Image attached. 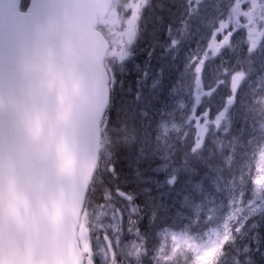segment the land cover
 <instances>
[{"label": "snow or ice", "instance_id": "1", "mask_svg": "<svg viewBox=\"0 0 264 264\" xmlns=\"http://www.w3.org/2000/svg\"><path fill=\"white\" fill-rule=\"evenodd\" d=\"M151 7L150 0H0V196L18 192L38 231L71 226L66 264H160L171 258L161 257L158 245L149 246L135 196L106 189L103 202H94L101 178L116 174L115 149L139 145L138 159L159 157L166 167L183 152L189 134L185 129H193L192 145L183 153L191 169L189 156L199 155L216 132H229L234 110L247 109L258 127L253 125L254 134L244 144L239 136L229 141L226 164L234 163L235 148L254 145L259 154L256 175L247 164L237 168L230 184L232 210L217 219L209 209L204 219L210 227L196 230L190 222L180 238L187 243L185 264H223L225 258L232 264H252L249 242L255 240L257 251L260 244L251 235L254 221L264 220V95L255 98L264 93V75L251 82L256 58L264 68V0H177L164 25L165 51L173 59L199 28H206L185 57L195 100L191 107L179 105L184 110L179 124L174 122L177 108L162 113L173 119L158 121L155 135L147 111L140 113L145 123L138 122L136 109L128 111L127 120L122 119L123 107L112 117L117 91H123L125 62L133 56L144 32V12ZM157 7L164 10L163 4ZM157 20L163 23L164 18ZM211 65H216L212 74ZM185 74L173 92L183 90ZM148 76L142 72L135 92L145 108L142 83ZM159 83L154 79L153 89ZM225 85L228 95L216 107L213 100ZM242 119L247 124V117ZM242 155L248 158V153ZM221 171L210 168L217 183ZM176 178L173 172L166 183L172 187ZM206 198L202 184L185 198L186 206L196 210L195 223L202 222L196 201ZM157 218L154 211L152 222ZM159 232L164 234L159 239L167 238L164 228ZM124 236L135 240L125 241ZM0 264H17L16 251L0 245Z\"/></svg>", "mask_w": 264, "mask_h": 264}, {"label": "rangeland", "instance_id": "2", "mask_svg": "<svg viewBox=\"0 0 264 264\" xmlns=\"http://www.w3.org/2000/svg\"><path fill=\"white\" fill-rule=\"evenodd\" d=\"M153 0H150V2H152ZM156 1V7L154 10V13L152 14L153 16L158 14L160 17V13H162V17L164 18V23H156V25H154L153 27H147L146 23L144 26V29H150V35L152 36V38L148 37V36H144L142 34V36L138 39V41L135 43L133 49H138L139 48V52L134 53L133 51V56L125 62V74L127 73V71H130L132 64H134V67L132 68L134 73H137V77H140V80H142V72L143 71H148L149 72V76L146 79H143V83L142 84H147L149 82V85L152 84L153 85V80L154 79H158L160 81L159 83V91L162 93L164 92V94H162V98L158 99L156 101V103H154L152 106L149 107L148 109V113H149V117L152 118L153 117V122L151 121H147L150 122L152 125V129L151 131L153 132V135H155V129H156V125L157 122L160 121L162 118L165 121H169L172 120L173 118L168 117V116H164L162 117V113H166L170 110H172L173 107L177 108V111L175 113V118H174V122H176L177 124L180 123L181 119L183 118V109L179 108V105L182 103L184 104L186 107H191L192 104L194 103L195 100V84L194 81L191 77V73H187L185 74V57L188 54V49L189 46H194L196 41L200 38V33H204L206 32V28L205 27H201L199 28L191 37V39L188 41V43L178 52V54L176 55V58L173 59L172 55H170L167 51H165V44L167 41V35L165 33V29H164V25L167 23L169 16H170V12L175 11V8L172 6L175 3H177V0H173L174 4H171V6L169 4H163L164 2L161 0H155ZM127 3H135L138 2V0H126ZM170 2H172V0H170ZM218 2L223 3L224 0H218ZM163 4L164 6V10L161 11V9L159 7H157V5H161ZM151 15V17H152ZM156 18H153V20H155ZM208 19H211V14H209ZM156 22V21H155ZM117 27H119V21H117ZM155 38H158V40H156ZM243 55V54H242ZM146 56V57H145ZM137 58V61L140 62V64L137 61H134V58ZM147 59V60H146ZM147 61V63H146ZM260 62V66H261V61L258 60ZM156 62V63H154ZM142 63V64H141ZM160 64V69H159V64ZM256 63V62H255ZM143 65V67H142ZM215 68L216 65H211L209 68V72L210 74L215 72ZM164 73V74H163ZM167 76L169 75L170 80H171V85H174L172 87H167V80L164 81V85L161 83L162 79H163V75L165 76L166 74ZM185 74V79H184V84L185 87L183 88L182 91L180 92H173V89L176 87L177 81L179 79V77ZM172 77V79H171ZM153 87L151 86V89ZM228 85L222 86L218 89L216 96L213 100V104L216 105L218 103V105H216V107H220L224 101V99L226 98V96L228 95ZM261 95H264V93H261ZM145 98H147L145 96ZM259 99V98H258ZM156 100V99H155ZM203 100V97H202ZM251 99L248 100V102H250ZM151 105V104H150ZM155 105V107H154ZM244 110V109H243ZM215 111V110H214ZM235 111H238V109H236ZM245 113H246V117L249 120V124L250 126H252V131H253V125L255 124L258 127V120L254 121L252 119V114L249 113L247 111V109H245ZM141 116H143L141 114ZM146 121L141 118L140 123H145ZM169 127H171V124L169 123ZM194 128V126H193ZM186 132H188L189 134L187 135V144L185 145L183 152L179 153L178 156H174L172 157V159L168 162V165L165 167V162L160 159L159 157H154L156 161V164L158 165V163H163L164 166H156L153 168L152 172L154 177L151 179L150 177H146L144 178V180L146 182H149L148 185H150L152 187V190L154 188H158V191H163L166 193V191L168 190V188L166 187V181L169 178V176L175 172L176 174L179 171H182L183 169H187L186 164L184 163V152L186 151L187 148H189L190 144L192 145V141L194 139V131L193 129H185ZM207 145V144H206ZM134 145H132L131 147H128V161L130 162L129 164L133 163V154H134V149H133ZM139 145H135V150L138 151ZM209 150H211L209 153L212 152V146L210 144L209 146ZM134 151V152H133ZM135 154H137V152H135ZM137 157V156H136ZM138 158V157H137ZM137 161H142L140 159H138ZM247 164L250 168H251V175L254 177L256 175V167L259 164V154H258V150H255V155L254 158L252 159L251 163H245ZM223 167H228L226 165H223ZM163 168V169H162ZM237 168H235L236 170ZM148 171V169H143V172ZM235 172V171H234ZM235 173H230L229 175H231L230 177L228 175H220V180L219 182H215V180L212 181V194L208 195L206 194V199L203 201V203H205L204 205H200L201 206V212L200 215L203 214L201 218L200 223H195V212L196 210L194 208H191L189 206L185 205V208L188 210L187 212H191L194 216L193 217H188L187 220L185 222H181L180 225H176L177 227L175 229H173V231L170 234V245L171 248L168 249L167 246L163 247L162 250L160 251V256L163 257L164 255H168L171 259L168 261H164L163 259H161V264H185V253H187L188 249H187V243L185 239L180 238V233L182 229H185L190 222L192 223V228L196 229V230H204L208 227H210L208 221L206 219H204L205 216L209 215V209H214V213L215 216L217 217V219L221 218L224 215H227V213L229 211H231L232 209L230 208V202H231V193L233 191V189L230 187L231 181L233 179V175ZM176 182L177 183V179L178 176L176 175ZM246 182H247V175H246ZM176 185L172 186L175 187ZM167 188V189H166ZM108 190L111 191V189H109V187L107 188ZM210 193V192H209ZM114 194V193H113ZM133 194V193H131ZM134 196V195H133ZM185 198L184 196L180 195V196H176L175 198H171L170 200H167L166 198H160V199H155L153 204L155 205V208L152 207L151 211L149 210L147 212V210L144 208L143 212L141 213V216L145 215L148 213L149 216L152 217V213L158 212L161 209H163L166 205L168 204H172L174 205L175 202H179L182 201L185 203ZM117 203L119 204L120 201H117ZM89 211H91V209H89ZM160 221H156L155 223H159ZM257 225V227L252 230L251 235L258 237L260 240V244H259V251L256 250L257 248V244L255 242V240H252L249 242V246L251 248V255L249 257H247V259L251 260L253 263V257L256 258L259 261V264H264V228H260L264 227V220L260 219L259 217H257V219L254 221ZM215 223V221L213 222ZM160 233V232H159ZM163 234V233H161ZM173 234H176L178 239L177 241H173L171 239V236ZM130 238V239H129ZM125 241H129V240H135V237H131L128 236L127 239L124 238ZM247 242V241H246ZM180 245L176 251H173V247L175 245ZM254 246V248L252 247V245ZM241 259H243V257H241ZM190 264V262H189ZM223 264H232V260L225 258Z\"/></svg>", "mask_w": 264, "mask_h": 264}, {"label": "trees", "instance_id": "3", "mask_svg": "<svg viewBox=\"0 0 264 264\" xmlns=\"http://www.w3.org/2000/svg\"><path fill=\"white\" fill-rule=\"evenodd\" d=\"M163 4L166 5V3H163ZM151 5L152 7L147 9L144 12V18L146 17L145 22L146 24H150L149 27H153L154 25H156V23L157 24L160 23L157 20V17H159V15L158 14L154 16L152 15L156 7V2L152 1ZM160 17H162V13H160ZM153 18H156V19L153 20ZM144 31H145V34H147L148 31L145 29ZM144 36H147V35H144ZM150 37L152 38V36L149 34V38ZM155 39L158 40V38H155ZM130 70H132V67ZM136 74L137 73L134 74L132 70V74L126 75L124 73L121 76V79L123 80V91H120L119 89L117 91L115 106L113 107V110H112V117L114 120L116 118L117 111L120 110L121 107H123L125 109V113H122V119L127 120L129 118L127 115L128 111L131 109H136L137 110V120L138 122H140L141 118L143 119V116H141L140 113L142 111L148 112L149 107L152 106L158 99L163 97L162 94H164V92L161 93L158 87L155 89H151L152 84L149 85V82H148L146 85L142 84L143 96L147 97L148 106L145 108L144 103H138L136 101L135 92L138 87H141V85L136 82L137 80H140L139 79L140 77H137L138 74L137 75ZM162 77L163 79L161 83L163 85H164V81L166 80H167V84L171 82L169 75L167 76L166 74L165 76L163 75ZM214 110L215 109H213V111ZM242 112H243V109H238V111L233 112L232 124H231L232 126H237L240 124L241 121H244L242 119L243 116L241 115ZM113 126L116 127L117 125H113ZM223 140H224L223 131L222 133L221 131H218L216 132L215 135L208 137V142L204 150L199 155L193 154L189 156L188 158L189 164L191 165V169H194V171H192L189 168V166L186 164L187 169H183L182 171H179L176 174L178 176L177 183L175 184L176 186L167 187L168 190L166 191V193L163 191H159V197L162 199L166 198L167 200H170L171 198H175L177 195L188 197L189 194L195 189V187L198 184H202L201 178L203 182L204 192L208 195L212 194L213 192L212 190H210V188H213V186H208L206 184L205 170L206 169L210 170V168H220L222 170L220 175L223 174V175L230 176L229 174L232 172V168H233L232 167L233 163L230 167L226 164V158L228 157V155L225 152H222L223 148L220 147V145H222L223 143ZM210 144L212 146L211 153H209L211 151L209 150ZM133 149L135 150V145ZM188 150L189 148H187L185 152H188ZM135 152L133 154V163L129 164L130 162L128 161V156H129L128 147H125V146L117 147L114 152V157H115L114 167L116 170V174L113 177H105L108 181L114 182L115 185L118 186L120 189L126 190L128 192H140L141 189L138 186L136 173H141V174L145 173L143 172V168H140L141 166L139 163L142 161H137L138 158L136 157L137 154H135ZM178 155L179 153L175 156H178ZM223 165H226L228 167H223ZM212 173L214 176L216 175L215 172H212ZM116 177H118V179ZM153 177L154 175L152 174L151 179ZM101 193L102 192L100 190V184H98L97 189L95 191L94 200H96V198H98L101 195ZM196 203L201 206L205 204L201 202L200 200H197ZM185 205L186 204L182 201L175 202L174 205L172 204L166 205L163 209L157 212L158 218L156 219V221H160L159 223H155V222L153 223L152 217L149 216L148 213L142 216V219L140 221L141 230H146L149 232L148 244L149 246L158 245L159 255H161L160 251L162 250L163 247L167 246L168 249L171 248L170 234L173 231V229L177 227L176 225H180L181 222H185L188 217L194 218L191 212H187L188 210L185 208ZM152 207L155 208V205L153 204ZM202 216L203 214L200 215V217ZM161 228H164L167 231V238H164V239L158 238L164 235V234L159 233V230ZM251 245L254 248L253 244ZM144 264H155V262L153 260H145ZM252 264H259V261L253 257Z\"/></svg>", "mask_w": 264, "mask_h": 264}, {"label": "water", "instance_id": "4", "mask_svg": "<svg viewBox=\"0 0 264 264\" xmlns=\"http://www.w3.org/2000/svg\"><path fill=\"white\" fill-rule=\"evenodd\" d=\"M96 13L98 17L103 14L102 2ZM72 237L70 225L60 230L38 231L32 218L25 213L23 198L18 192L0 196V245L16 251L17 264H25L28 260L32 264H66Z\"/></svg>", "mask_w": 264, "mask_h": 264}, {"label": "bare ground", "instance_id": "5", "mask_svg": "<svg viewBox=\"0 0 264 264\" xmlns=\"http://www.w3.org/2000/svg\"><path fill=\"white\" fill-rule=\"evenodd\" d=\"M166 4H169L171 6V4H174V1L172 0V2H170V0H161ZM173 6V5H172ZM260 60L259 58H256V63L253 65V71L251 73V82H255L260 76L264 75V68H262L260 66V62L258 61ZM160 69V66H159ZM167 87H172L174 85H171V82H169L168 84H166ZM247 85L245 86L246 90H247ZM261 93H257L255 98L258 100V98L260 97ZM162 98V97H161ZM160 98V99H161ZM249 99H251V101L249 102V104H251L252 102V96L251 94L249 95ZM156 103V102H155ZM155 107V105H154ZM241 115L243 117L246 116L245 112H242ZM150 121L153 122V117L150 118ZM222 133V131H221ZM253 131L251 129V127L248 124H245L244 121H241L239 125L237 126H232L229 129L228 133L223 132L224 135V140L222 143V152H225L228 156L230 154L231 148L229 145V141L233 139V137H237L239 136L240 139V143L244 144L245 141L251 139V136L253 135ZM125 147H129V146H125ZM257 148L254 145H248L245 144L243 148H235V159H234V163H233V168H232V172L231 173H235V168H239L242 164L248 163L250 164L252 159L254 158L253 153H255V150ZM136 151V150H134ZM243 153H248V158L245 159L244 156L242 155ZM155 158H151L148 160H142V162H140V168L143 169H148V171H146L145 173H136V178L138 181V186L140 187V192H133V195L136 198V204L139 205V207H141L142 209H146V210H150L151 205L156 202L154 201L155 199H160L159 197V189L154 188L152 190V187L149 184V182H146L144 180V178L146 177H150L152 176L153 172V168L157 166L156 161L154 162ZM205 160V159H204ZM206 161V160H205ZM152 169V170H151ZM231 176V175H230ZM229 176V177H230ZM214 175L212 172H210L209 169L205 170V180H206V184L208 186H212V181L214 180ZM201 183L203 185L202 182V178H201ZM166 187H170L168 184H166ZM213 188H210V190H212ZM144 211V210H143ZM258 225V224H257ZM260 228H264L259 226ZM161 264V261H160ZM163 264V263H162Z\"/></svg>", "mask_w": 264, "mask_h": 264}, {"label": "flooded vegetation", "instance_id": "6", "mask_svg": "<svg viewBox=\"0 0 264 264\" xmlns=\"http://www.w3.org/2000/svg\"><path fill=\"white\" fill-rule=\"evenodd\" d=\"M127 237H128V236H124V237H123V239H124V238H126V239H127ZM129 239H130V238H129Z\"/></svg>", "mask_w": 264, "mask_h": 264}]
</instances>
